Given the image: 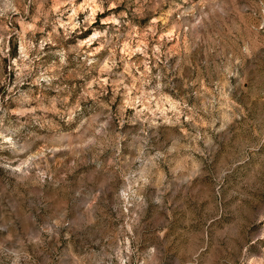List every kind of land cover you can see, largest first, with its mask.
I'll use <instances>...</instances> for the list:
<instances>
[{
    "label": "rangeland",
    "instance_id": "obj_1",
    "mask_svg": "<svg viewBox=\"0 0 264 264\" xmlns=\"http://www.w3.org/2000/svg\"><path fill=\"white\" fill-rule=\"evenodd\" d=\"M0 264H264V0H0Z\"/></svg>",
    "mask_w": 264,
    "mask_h": 264
}]
</instances>
